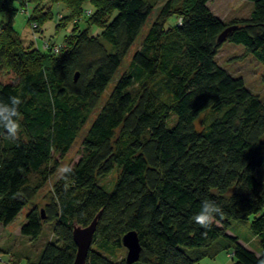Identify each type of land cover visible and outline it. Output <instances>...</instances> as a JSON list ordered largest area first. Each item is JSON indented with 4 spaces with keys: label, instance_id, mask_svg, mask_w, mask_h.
I'll list each match as a JSON object with an SVG mask.
<instances>
[{
    "label": "trees",
    "instance_id": "trees-1",
    "mask_svg": "<svg viewBox=\"0 0 264 264\" xmlns=\"http://www.w3.org/2000/svg\"><path fill=\"white\" fill-rule=\"evenodd\" d=\"M46 1L69 9L60 25L75 24L62 45L25 46L13 23L0 25V102L22 100L18 137L0 135L2 226L32 204L57 173V158L89 127L78 162L67 166L71 174L63 172L50 201L27 214L21 234L34 240L46 223L54 224L53 240L36 263L27 264H74V223L87 227L101 211L87 264H128L116 254L131 231L142 247L134 264H200L204 250L216 248L212 259L219 255L222 238L232 244V264H261L264 101L219 65L217 56L228 41L242 45L264 68V0H253L250 16L230 23L211 11L212 0H167L143 36L158 0H0V14L12 17L29 3ZM86 3L93 9L87 12L88 28L80 31ZM31 16L28 23L41 33L51 7ZM171 17L176 24L167 27ZM92 27L100 32L92 35ZM228 27L235 29L219 43ZM208 113L211 120L198 130L196 121ZM115 170L117 179L107 190L99 180ZM204 199L223 213L210 229L192 220ZM250 219L260 245L256 252L228 233L233 221Z\"/></svg>",
    "mask_w": 264,
    "mask_h": 264
},
{
    "label": "rangeland",
    "instance_id": "rangeland-1",
    "mask_svg": "<svg viewBox=\"0 0 264 264\" xmlns=\"http://www.w3.org/2000/svg\"><path fill=\"white\" fill-rule=\"evenodd\" d=\"M167 0H158V5L155 12L148 20L142 36L145 35L155 20L158 9ZM17 6V5H16ZM211 11L226 23H230L235 19L248 18L253 10V0H212L208 4ZM51 7L52 18L44 19L42 22V32L38 33L36 23L29 24V18H33V14L46 13ZM86 10L82 19L77 24V29L83 31L87 29L86 17L87 12L92 10V6L88 3L83 5ZM70 16L69 9L63 4H52L46 1L43 4L29 3L19 9L14 16L7 14H0V25L5 23H13V28L22 43L27 45H34L35 48L44 50V44L48 42L51 44L62 45L66 37H69L74 29V22H68V25H60L62 18ZM76 21V20H75ZM58 24L60 27H57ZM176 18L171 17L167 23V27L174 26ZM36 25V27H34ZM92 35H97L100 30L96 27L89 29ZM142 36L138 39L135 46L131 49L128 57L124 60L121 69L118 71L113 81L109 84L105 92L103 100L105 101L111 93L113 87L118 81L119 77L127 70L134 52L139 48ZM217 62L224 67L232 76L243 78L246 86L254 94L258 95L264 101V79L263 66L252 56L245 53L242 45H236L231 42H224L219 50ZM212 118L210 113L202 115L196 121V128L202 130ZM80 134L76 140L71 151L63 158L59 159L60 166L57 173L51 178L50 182L38 193L32 204L26 206L18 217L8 226L0 224V264H27L29 261L36 263L47 244L48 241L53 240V223H46L43 231L37 240L21 234V228L27 222V214L33 207H38L41 210L46 203L51 199L52 187L55 181L63 173L62 169L67 166H73L80 158L81 140L86 132V129ZM264 169V167H263ZM261 169V170H263ZM118 172L115 170L106 177L100 178L99 184L104 186L107 190H111L117 179ZM249 221H233L228 233L233 237H238L242 244H247L250 250H259V240H255L253 234L250 232ZM219 244L223 246V250L219 255L212 259L209 256L214 254L215 249L204 250L206 258L201 260L200 264H232L231 254L233 250H228L227 246H232L228 239L222 238ZM226 248V249H225ZM256 252V251H255ZM202 253V252H201ZM200 253V255H202ZM127 249L123 248L117 251V259H126ZM14 260V262L12 261Z\"/></svg>",
    "mask_w": 264,
    "mask_h": 264
},
{
    "label": "clouds",
    "instance_id": "clouds-1",
    "mask_svg": "<svg viewBox=\"0 0 264 264\" xmlns=\"http://www.w3.org/2000/svg\"><path fill=\"white\" fill-rule=\"evenodd\" d=\"M22 100L18 96L9 97L8 103L0 102V129L8 139H16L21 131L22 114L20 105ZM64 173L71 174L70 167L62 169ZM221 207L215 201L204 199L200 205V211L192 217V220L204 229H210L217 215H222ZM264 264V261H261Z\"/></svg>",
    "mask_w": 264,
    "mask_h": 264
},
{
    "label": "water",
    "instance_id": "water-1",
    "mask_svg": "<svg viewBox=\"0 0 264 264\" xmlns=\"http://www.w3.org/2000/svg\"><path fill=\"white\" fill-rule=\"evenodd\" d=\"M235 27L226 28L219 36L218 42L222 43L227 39L228 34L234 30ZM77 79V75H76ZM43 218H45L42 211ZM102 211L97 214L94 220L87 227H83L74 223L73 225V239L77 247L76 257L74 264H87V257L93 245L94 235L97 230L98 222L101 218ZM123 247L127 249L126 261L128 264H134L139 261L141 256L142 247L140 244L139 236L136 232H128L123 237Z\"/></svg>",
    "mask_w": 264,
    "mask_h": 264
},
{
    "label": "built area",
    "instance_id": "built-area-1",
    "mask_svg": "<svg viewBox=\"0 0 264 264\" xmlns=\"http://www.w3.org/2000/svg\"><path fill=\"white\" fill-rule=\"evenodd\" d=\"M179 22H181V20H179ZM34 27H36V25H34ZM45 46H44V50H47V49H49L50 48V45H49V43H47V44H44ZM52 50L55 52V53H58L59 52V48L58 47H54V48H52Z\"/></svg>",
    "mask_w": 264,
    "mask_h": 264
},
{
    "label": "crops",
    "instance_id": "crops-1",
    "mask_svg": "<svg viewBox=\"0 0 264 264\" xmlns=\"http://www.w3.org/2000/svg\"><path fill=\"white\" fill-rule=\"evenodd\" d=\"M255 240H257V239H255ZM239 243L242 244V242H240V240H239ZM242 245L247 247L248 249H250L247 244H242ZM255 251H257V250H255ZM12 261L14 262V260H12Z\"/></svg>",
    "mask_w": 264,
    "mask_h": 264
}]
</instances>
